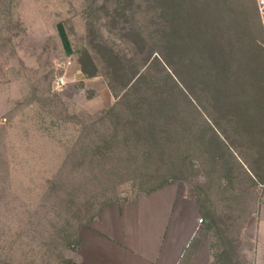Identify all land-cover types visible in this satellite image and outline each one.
Returning a JSON list of instances; mask_svg holds the SVG:
<instances>
[{"label":"rangeland","instance_id":"374dc122","mask_svg":"<svg viewBox=\"0 0 264 264\" xmlns=\"http://www.w3.org/2000/svg\"><path fill=\"white\" fill-rule=\"evenodd\" d=\"M253 9L0 0V264H73L102 209L154 197L170 215L194 212L198 264H264V28ZM225 46L226 77L208 58Z\"/></svg>","mask_w":264,"mask_h":264},{"label":"crops","instance_id":"0c3cea01","mask_svg":"<svg viewBox=\"0 0 264 264\" xmlns=\"http://www.w3.org/2000/svg\"><path fill=\"white\" fill-rule=\"evenodd\" d=\"M7 110L0 83V125ZM193 216L180 205L170 215L163 197L110 205L79 236L73 264H198L203 244Z\"/></svg>","mask_w":264,"mask_h":264},{"label":"trees","instance_id":"16d2710c","mask_svg":"<svg viewBox=\"0 0 264 264\" xmlns=\"http://www.w3.org/2000/svg\"><path fill=\"white\" fill-rule=\"evenodd\" d=\"M118 1V6L119 5H125V4H133L134 3V0H128V2H127V0H117ZM125 2H127V3H125ZM233 11V10H232ZM249 18L250 19H252V21H254V20H257V17H256V13H255V10L253 9V13H252V15L250 14L249 15ZM246 20V22H248L247 21V18L245 19ZM243 25H245V28H249V25L247 26L245 23H244V21H243ZM252 24H251V22H250V26H251ZM242 26V25H241ZM253 27V26H252ZM250 29V28H249ZM256 30H258V29H256ZM171 33V32H170ZM171 34H173V36H174V41H172L173 42V44H174V50H177V52H178V49L180 48V45H179V43L177 42V31L176 30H173V32L171 33ZM141 38L139 39L141 42H143V45H145V39L143 38V36H140ZM138 44H139V41L137 42ZM259 47V46H258ZM236 49V50H235ZM263 50H264V48H262ZM241 50H242V47L239 45V46H237L236 48H235V46L233 47V48H231V51L233 52V51H236L237 52V54L238 55H240L241 54ZM228 54H229V50L227 49V47L225 46V47H219V49H218V53H215V55L211 52V53H209V55H208V58L209 59H211L212 60V62H215L216 61V64L218 63V65H220V69H221V71L222 72H225V77H226V75H227V72H230V68H231V65H232V63L231 62H229V59H228ZM85 56H86V58H88L89 59V61H91L90 60V55H89V53L88 52H85V54H84ZM178 57V56H177ZM166 63H167V61L166 60H164ZM191 61V60H190ZM92 62V61H91ZM93 66H94V64H93ZM86 69H85V67H83L82 66V71H84V72H86L85 71ZM137 71L135 70L134 72H133V76H134V74L136 73ZM168 74V73H167ZM130 78H132V76L130 77Z\"/></svg>","mask_w":264,"mask_h":264},{"label":"built area","instance_id":"2783aa9c","mask_svg":"<svg viewBox=\"0 0 264 264\" xmlns=\"http://www.w3.org/2000/svg\"><path fill=\"white\" fill-rule=\"evenodd\" d=\"M255 4H256L259 21L262 27L264 28V0H255ZM63 82H64L63 75H58L53 80V84L55 85V87L61 86Z\"/></svg>","mask_w":264,"mask_h":264}]
</instances>
